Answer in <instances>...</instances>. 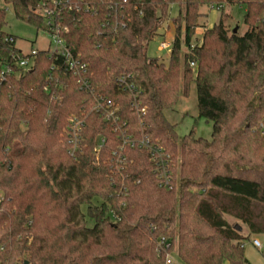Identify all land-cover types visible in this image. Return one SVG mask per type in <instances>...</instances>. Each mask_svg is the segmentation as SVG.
<instances>
[{
    "label": "trees",
    "instance_id": "trees-1",
    "mask_svg": "<svg viewBox=\"0 0 264 264\" xmlns=\"http://www.w3.org/2000/svg\"><path fill=\"white\" fill-rule=\"evenodd\" d=\"M2 1L17 19L42 27L35 0ZM68 2L91 10H62L67 48L135 131L130 98L114 83L133 77L145 132L171 156L176 186L159 189L148 155L136 149L115 172L110 156L119 140L96 112L70 155L68 119L92 102L56 69L60 62L39 53L29 73L0 90V264H164L169 253L177 264H249L245 243L264 236V0ZM223 5L245 7L246 31L229 33L221 16L193 40L200 8ZM171 6L180 23L165 64L149 58L147 46ZM5 17L0 8V32ZM10 51L0 44V57ZM191 83L198 117L212 125L209 140L193 131L179 137L167 118ZM99 136L105 143L95 154Z\"/></svg>",
    "mask_w": 264,
    "mask_h": 264
},
{
    "label": "built area",
    "instance_id": "built-area-1",
    "mask_svg": "<svg viewBox=\"0 0 264 264\" xmlns=\"http://www.w3.org/2000/svg\"><path fill=\"white\" fill-rule=\"evenodd\" d=\"M35 12L42 18V30L49 39L46 50H33L28 53H23L16 46V38L6 32H0V44L4 43L11 46V51L6 57H0V90L9 83L10 78H19L21 75L29 73L34 65L36 57L39 53L46 54L54 61L60 62L56 69L63 70L66 77L74 79L76 85L84 91L91 99L92 105L88 113H83L81 116H72L68 119L67 137L69 143L68 153L74 155L78 149L81 138V133L85 126V120L88 114L92 112L99 113L104 122L108 123L112 132L117 136L119 144L112 151L110 156V164L115 172H122L128 163V151L140 150L144 151L148 157L152 168V174L156 178L157 187L165 191H172L176 182H174L173 170L175 164L171 156L164 148L153 141L146 134V126L144 117L146 108L142 106L140 97L141 90L133 83L131 75H120L115 78L116 88L130 98L129 108L136 116L137 128L134 131L127 120L122 119L118 105L105 96L97 93L92 86V73L89 70L88 64L83 62L79 56L73 55L66 46L64 34L67 28L60 22V14L62 10L90 11L86 5L72 6L68 0H35ZM172 43L162 41L159 44L160 50L172 48ZM193 48V46L191 47ZM170 54V51H169ZM192 68L194 63H190ZM54 67H51V71ZM260 130L264 132V123L260 124ZM105 143V138L99 136L96 138L94 153L98 154ZM255 248L261 249L260 242L256 239L252 241ZM164 245V239H161L159 246ZM166 248L168 246H165ZM164 264H177L171 253L166 254Z\"/></svg>",
    "mask_w": 264,
    "mask_h": 264
},
{
    "label": "rangeland",
    "instance_id": "rangeland-1",
    "mask_svg": "<svg viewBox=\"0 0 264 264\" xmlns=\"http://www.w3.org/2000/svg\"><path fill=\"white\" fill-rule=\"evenodd\" d=\"M0 8L6 11V26L4 32L13 35L16 38V46L22 50L23 53H28L33 50H46L49 39L42 28H37L33 24L27 23L23 20L17 19L14 15L13 9L10 5H5L0 0ZM245 12L244 6L234 5L218 8H200L201 17L198 19V27L195 29L194 38L200 39L203 32L218 24L221 16L224 18V26L230 33L235 32L242 35L246 31L243 24V16ZM178 8L171 6L169 14L162 18L159 22L158 35L148 43L147 56L151 59H158L163 63H167L169 59L170 49L160 50L159 44L162 41L171 42L174 40V31L177 24L176 17ZM183 31V23L181 24ZM194 44V42H192ZM183 52L187 49L183 46ZM167 118L171 124L175 125L176 132L179 137L187 135L193 131L196 137L209 140L212 132V125L204 119L198 117L196 93L194 83L190 84L189 94L187 97L180 98L175 110L167 114ZM178 175V174H177ZM83 213L86 211L85 206L81 207ZM246 228L240 227V232L245 233ZM262 243V249L252 247V240L246 242L244 245V255L251 257L252 260L264 264V236L256 237ZM257 263V264H258ZM224 264H227L226 262Z\"/></svg>",
    "mask_w": 264,
    "mask_h": 264
},
{
    "label": "crops",
    "instance_id": "crops-1",
    "mask_svg": "<svg viewBox=\"0 0 264 264\" xmlns=\"http://www.w3.org/2000/svg\"><path fill=\"white\" fill-rule=\"evenodd\" d=\"M240 227H242V226H240ZM245 231L247 232V230H245ZM246 232H245V233H246ZM254 239L258 240L256 237H254L253 240H254ZM258 241H259V240H258ZM259 242H260V241H259ZM260 244H261V246H262V243H260ZM251 245H252V247H254L253 244H251ZM254 248H255V247H254ZM261 249H262V248H261ZM259 250H260V249H259ZM245 258L247 259V261H248L249 264H257V263H258V261H256V260H252L251 257H249L248 254H247V256L245 255ZM258 264H262V262H261V263H258Z\"/></svg>",
    "mask_w": 264,
    "mask_h": 264
}]
</instances>
